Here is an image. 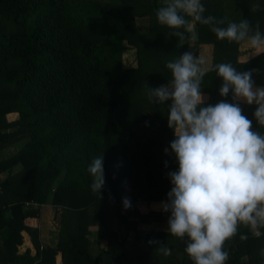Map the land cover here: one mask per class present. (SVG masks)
Instances as JSON below:
<instances>
[{"label":"trees","instance_id":"1","mask_svg":"<svg viewBox=\"0 0 264 264\" xmlns=\"http://www.w3.org/2000/svg\"><path fill=\"white\" fill-rule=\"evenodd\" d=\"M163 3L0 0V152L26 142L0 161V264H193L185 239L167 233L168 214L151 208L166 200L167 172L177 165L164 153L173 138L166 106L149 101L147 86L171 80L166 63L191 51L194 32L198 45L212 46L201 90L205 104H214L222 98L213 66L255 69L259 85L264 48L219 40L199 22L181 43L169 34L176 30L157 21ZM202 3L220 27L247 19L264 32V0ZM240 106L252 129L264 133L252 115L255 105ZM99 155L105 183L98 196L87 169ZM43 206L59 210L55 242L39 227ZM149 240L164 243L170 254ZM224 248L225 264H264V235L248 226L238 225Z\"/></svg>","mask_w":264,"mask_h":264},{"label":"clouds","instance_id":"2","mask_svg":"<svg viewBox=\"0 0 264 264\" xmlns=\"http://www.w3.org/2000/svg\"><path fill=\"white\" fill-rule=\"evenodd\" d=\"M204 12L202 0H164L156 18L176 30L169 34L181 43L187 28L199 22L211 25L219 40H246L253 50L264 48V32L258 24L241 19L220 27L222 21ZM192 38H196L194 32ZM204 63L192 51L168 61L171 80L156 88L147 86V97L155 105L166 106L168 127L173 131L164 153L175 158L177 167L167 172L171 187L159 204L168 214L167 233L185 239L184 251L193 264H225L229 253L224 244L236 235L238 225L248 226L256 236L264 235V133L252 129L253 121L242 114L240 106V102L255 105L253 118L264 126V83L255 84V69L241 71L231 62L215 64L222 99L205 104ZM229 94L230 100L223 99ZM87 171L92 178L90 188L99 196L105 183L103 155L93 158ZM130 206L129 198L122 197L123 209ZM147 243L158 245L155 250L164 256L170 254L158 240ZM260 254L264 256V248Z\"/></svg>","mask_w":264,"mask_h":264},{"label":"crops","instance_id":"3","mask_svg":"<svg viewBox=\"0 0 264 264\" xmlns=\"http://www.w3.org/2000/svg\"><path fill=\"white\" fill-rule=\"evenodd\" d=\"M193 24L194 23H192L191 26H193ZM190 46H191V51L193 52V55L194 56L198 55V56L202 57L205 61L203 67H205L207 70H209L211 65H212V46L208 45V44L198 45L196 43V40L193 39L192 37H191ZM157 205L159 206V204H157ZM51 210L52 209H48L47 207L43 206V208L41 210V219H40V226L39 227H41V231H43L42 233L47 232L44 235L42 234L43 237L49 238V239H47L49 242H55L56 236L53 235L52 229H50V226L53 225V222H52V219L47 218L48 217V211H50L49 213L53 212V211L51 212ZM53 213H55V212H53ZM42 239L46 240L44 238H42ZM49 244H51V243H49Z\"/></svg>","mask_w":264,"mask_h":264},{"label":"rangeland","instance_id":"4","mask_svg":"<svg viewBox=\"0 0 264 264\" xmlns=\"http://www.w3.org/2000/svg\"><path fill=\"white\" fill-rule=\"evenodd\" d=\"M132 58H133V57L128 58L129 61L132 62ZM9 117H13V116L11 115V116H9ZM25 143H26V142H22V143H19V144H16V145H11V146L6 147L2 152H0V161H2V160H4V159H7V158H9L10 156H12V155H14L15 153H17ZM151 208H156V210H157V209H159V206H158V205H157V206H153V205H152ZM151 208H150V209H151ZM159 210H160V209H159ZM59 216H60V214H59V210H58V211L56 210L55 213H49V214H48V217L46 216L47 218L52 219L53 225L50 226L51 229H54L55 227H57L56 224H57V221H58V219H59ZM50 219H49V220H50Z\"/></svg>","mask_w":264,"mask_h":264}]
</instances>
